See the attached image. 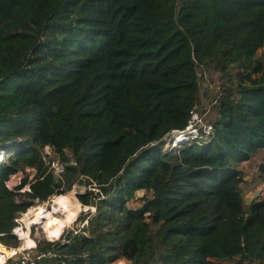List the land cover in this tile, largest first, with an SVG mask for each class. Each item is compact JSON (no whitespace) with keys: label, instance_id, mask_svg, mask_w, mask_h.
<instances>
[{"label":"trees","instance_id":"trees-1","mask_svg":"<svg viewBox=\"0 0 264 264\" xmlns=\"http://www.w3.org/2000/svg\"><path fill=\"white\" fill-rule=\"evenodd\" d=\"M262 46L264 0H0V242L17 247L35 200L85 182L95 210L37 241L61 253L48 264H264V199L243 206L239 171L264 151ZM206 71L221 79L211 130L165 149Z\"/></svg>","mask_w":264,"mask_h":264},{"label":"rangeland","instance_id":"rangeland-1","mask_svg":"<svg viewBox=\"0 0 264 264\" xmlns=\"http://www.w3.org/2000/svg\"><path fill=\"white\" fill-rule=\"evenodd\" d=\"M175 2L176 0H170V3H175ZM257 56L264 58V46L260 47L257 50ZM200 82H201L200 103L197 105V108L194 110L190 123L186 126V128L183 129V131H174L170 136H167L165 138V142H164L165 149L169 150L175 147L176 144L179 142H182L189 138L198 136L199 128H201L205 133V135H202L203 138H206L207 137L206 134L209 133V131L211 130L210 119H212V112H211L210 107L213 104L216 95L219 93L221 89V79L219 78L217 73L206 71L201 77ZM178 136H180L179 140L176 139L178 138ZM2 150L3 149L0 148V151ZM0 153H1L0 154V158H1L3 154L2 152ZM44 153L48 154V156L50 157L53 155L50 146H45ZM45 159H47V155L45 156ZM263 163H264V151L257 154L252 159H249L248 161L239 165V171L242 177V180L240 182V187L242 189V192H245L247 189H251V188L259 186L261 187V194L259 195V198H258L260 200L264 199V177L262 176V170H261V165ZM34 172L35 170L32 167H26L25 171L16 172L15 177L10 176L6 184L10 188H13L15 185L20 183L21 179L24 176L28 175V179H32ZM27 189H28V184H26L19 191L22 192L23 190H27ZM87 189H94L95 191H97V189L93 187V184H86L85 182L74 183L70 191L69 190L68 191L70 192L69 194L73 193V195L76 196L77 198V193H82ZM140 193L142 195H140ZM69 194L65 193L62 195L67 197V200L70 205H74L73 199L71 197H68ZM136 196L138 197L137 199L128 201V205L130 207H133V206L137 207L139 205L140 200L145 196V192L142 190L137 191ZM23 197L24 196L22 195L21 196L18 195L17 199H21ZM51 199H52V196L44 202H38L35 200L31 206L40 207L42 205H47L50 203ZM79 204L80 206L78 209V213L75 216V219L71 223L63 227L60 234H62L63 232L65 233L66 231H72L74 233L78 231L81 227H83V225L87 224V220H80V218L84 217L85 215L87 216V214L91 215L94 212L95 207L92 205H83L81 202H79ZM55 215L58 216L59 218L64 217V215H62L61 212H57ZM23 216H25V213H22L20 217L22 218ZM20 223H21L20 229L22 230L23 228L26 230V228H24V223L22 221H20ZM43 230L44 229L42 225H34V226L29 227L27 235H29L34 240L33 246H35L37 244V241L41 239L57 240V238L48 239L45 236ZM17 238L19 240L17 247H24L23 246L24 239L20 237V234L17 236ZM11 244L13 243L11 242ZM7 246H10V245H7ZM11 247H14V246H11ZM118 262H122V264H131V262L126 258H120V259L111 261L106 264H119ZM221 263L222 264H232L233 260L224 259V260H221ZM43 264H48V263L45 261V263Z\"/></svg>","mask_w":264,"mask_h":264},{"label":"bare ground","instance_id":"bare-ground-1","mask_svg":"<svg viewBox=\"0 0 264 264\" xmlns=\"http://www.w3.org/2000/svg\"><path fill=\"white\" fill-rule=\"evenodd\" d=\"M176 139L179 140L180 136H178ZM69 195L68 197L73 199L74 205L69 204L67 197L63 196L62 194H58L52 195V199L47 205H42L40 207L31 206L27 209L25 216L22 217V222L24 223V228H26V230L22 228V230L18 231L20 237L24 239V247H32L34 245V240L30 236L25 235V233L28 232L30 226L42 225L45 236L48 239H54L60 236L63 227L75 219L80 204L73 193ZM57 212H61L64 217L59 218L56 216L55 214ZM2 250L8 252V248L3 247ZM118 263L122 264V262Z\"/></svg>","mask_w":264,"mask_h":264},{"label":"built area","instance_id":"built-area-1","mask_svg":"<svg viewBox=\"0 0 264 264\" xmlns=\"http://www.w3.org/2000/svg\"><path fill=\"white\" fill-rule=\"evenodd\" d=\"M50 167L53 169V172L57 174L64 169V165L60 163L58 160L52 161ZM21 219H22L21 217L15 218L16 225L13 227V233L16 234L17 236L19 235L18 231L21 230L20 229L21 227L20 221H22ZM6 248H8V252L0 249V264H37L38 261L43 257H48V258L61 257V253L55 250H47L43 253H40L37 250H31L30 247L25 248V247L8 246Z\"/></svg>","mask_w":264,"mask_h":264},{"label":"water","instance_id":"water-1","mask_svg":"<svg viewBox=\"0 0 264 264\" xmlns=\"http://www.w3.org/2000/svg\"><path fill=\"white\" fill-rule=\"evenodd\" d=\"M261 187L257 186L251 189H247L242 193V204L245 208L249 207L254 201L260 200ZM140 195H142L140 193Z\"/></svg>","mask_w":264,"mask_h":264},{"label":"crops","instance_id":"crops-1","mask_svg":"<svg viewBox=\"0 0 264 264\" xmlns=\"http://www.w3.org/2000/svg\"><path fill=\"white\" fill-rule=\"evenodd\" d=\"M16 174V173H15ZM28 234V232H26L25 233V235H27ZM25 235H23V236H25ZM29 236V235H28ZM6 248V247H8L7 245H4L2 242H0V248L2 249V248ZM25 248H28V247H25ZM31 248V250H36V245L35 246H32V247H30ZM43 264V263H45V260L43 261L42 259H40L39 261H38V263L37 264Z\"/></svg>","mask_w":264,"mask_h":264},{"label":"clouds","instance_id":"clouds-1","mask_svg":"<svg viewBox=\"0 0 264 264\" xmlns=\"http://www.w3.org/2000/svg\"><path fill=\"white\" fill-rule=\"evenodd\" d=\"M1 152H2V154H5V151H4V150H2ZM2 156H3V155H2ZM1 159H2V157L0 158V160H1Z\"/></svg>","mask_w":264,"mask_h":264}]
</instances>
